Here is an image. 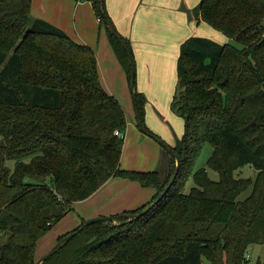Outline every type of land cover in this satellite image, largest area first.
<instances>
[{
    "label": "trees",
    "instance_id": "trees-1",
    "mask_svg": "<svg viewBox=\"0 0 264 264\" xmlns=\"http://www.w3.org/2000/svg\"><path fill=\"white\" fill-rule=\"evenodd\" d=\"M90 1L103 21L99 0ZM103 10L115 26L105 0ZM188 12L241 45L203 36L180 45L171 107L186 130L172 146L181 159L174 183L140 217L91 223L42 264H246L253 245L264 247V0H200ZM106 29L130 83L127 53ZM135 95L153 134L144 122L147 98L136 87ZM126 128L125 108L103 87L94 49L33 17L31 0H0V264H35L37 241L112 177L154 190L124 212L153 202L175 158L163 147L160 169L122 168L125 135L115 131ZM205 142L217 180L194 169ZM246 164L255 177L236 176ZM190 177L195 185L184 192ZM256 264H264V248Z\"/></svg>",
    "mask_w": 264,
    "mask_h": 264
},
{
    "label": "rangeland",
    "instance_id": "rangeland-1",
    "mask_svg": "<svg viewBox=\"0 0 264 264\" xmlns=\"http://www.w3.org/2000/svg\"><path fill=\"white\" fill-rule=\"evenodd\" d=\"M38 2V9L45 12L48 17L54 18L60 22L67 34L76 42H82L90 45L96 53L98 60V69L100 77L105 78L107 84V76L112 81V87L117 93V97L124 104L127 114V128L122 133L125 135L123 151L121 156V167L124 169L135 170H158L162 167L161 152L164 148L160 141L174 146L180 140L186 130L185 119L182 115L176 113L171 103L176 93L178 84L177 60L179 56L180 45L179 37H164L163 40L155 42L149 40L151 52L146 61L140 63L137 61L135 54L133 57L136 64V90L143 93L147 98L144 111V122L149 130L153 132H143L137 122L135 114L132 93L129 83L127 71L119 62L113 47L108 45L109 35L106 25L103 21L98 22L99 14L94 9V5L90 0H80L83 5L80 8L72 3L71 0H32ZM169 6L175 5L176 11L181 12L182 16L175 13L174 9H169L170 18L175 25L183 22L186 24L184 32L190 33V36L217 37L214 29L203 22L196 23L189 17V10L200 0H167ZM106 8L108 0H105ZM78 8V11H76ZM108 9V8H107ZM90 10H92L90 12ZM109 12V11H108ZM110 14V13H109ZM114 22V21H113ZM115 24V23H114ZM190 31V32H189ZM26 33V32H25ZM187 37V38H188ZM167 40V41H166ZM233 44L240 46L241 44L235 40H229ZM224 43V42H223ZM134 53V52H132ZM119 67L125 77V87L121 86L116 80L117 72L114 68ZM148 67V68H147ZM150 69L151 76L143 80V71ZM109 87V85H108ZM213 153V146L209 142H205L201 151L194 162V169L203 168L208 176L214 180L219 178L217 171L208 166V161ZM165 162V158H164ZM11 164V163H10ZM176 164V162H175ZM13 163L11 164V166ZM171 162L167 167L170 170ZM129 167V168H128ZM142 167V168H140ZM257 173L256 167L246 164L235 171L236 176L255 177ZM195 185L192 177L186 180L182 190L189 192L191 187ZM249 194V190L244 192L240 197L244 198ZM136 194L133 189L127 192V195L133 197ZM100 195L91 201H77L71 209L60 221L54 224L38 241L36 245V257L40 258L44 255L58 240L60 236L68 234L79 227V225L96 216H115L122 212L106 215L105 212L96 216H87L90 211L99 207ZM133 200V198H131ZM102 208V207H101ZM100 209V208H99ZM118 224L117 220L112 221ZM263 245L255 244L249 249L250 256L246 264H256L258 259L263 258ZM208 264L207 260H204Z\"/></svg>",
    "mask_w": 264,
    "mask_h": 264
},
{
    "label": "crops",
    "instance_id": "crops-1",
    "mask_svg": "<svg viewBox=\"0 0 264 264\" xmlns=\"http://www.w3.org/2000/svg\"><path fill=\"white\" fill-rule=\"evenodd\" d=\"M71 1L75 4V8L76 6L80 8L81 5H83L80 0ZM78 8L76 11H78ZM107 8V11H109L108 13H110L109 15L112 21H114L113 23H115L117 30L121 33V35L125 36L130 41L131 50L132 52H134L133 54H135L137 61H140V63L146 61L147 66L149 65V62L146 57L151 52V49L149 47L150 44L148 46L149 40L155 42L154 38H156V41L163 40L164 37L173 38L179 33V43H181L185 39H187L190 34L188 32H184V30H186V24L181 22L180 24L175 25L173 20L170 18L169 9H174L175 13H178L179 16H182V14L181 12L176 11L174 4H172V7H170L167 0H108ZM91 11L92 10H90V12ZM31 15L35 18L44 19L66 32V29L62 25H60L59 21H56L54 18L48 17L45 12L40 11L38 9V2L32 0ZM189 17L191 16L189 15ZM191 19L198 24L200 22H203H198L193 17H191ZM214 31L217 37H211L212 39L220 43L229 40V38L221 32L215 29ZM83 44H86V42ZM108 45L111 47V43L109 40ZM119 67L121 66H116V68H114L117 72L116 80L122 87H125V77ZM147 76H151L150 69H148V71H143V80L144 78L147 79ZM100 78L106 91L115 96L121 102V100L116 96L117 93L112 87V81L109 76H107V84L109 85V87L108 85H106L104 75ZM163 156L164 153L161 152L159 165H161ZM169 162V157L165 156L164 170H167V167H169ZM131 189H133L136 195L133 197L124 196L127 195V192H130ZM99 195V207L96 208V210L90 211L87 216L91 217L98 214L100 215L102 214V212H105L104 214L109 215L117 212H124L127 210L135 209L151 200L154 196V190L149 187H143L136 181H132L123 177H112L94 194L85 199V201H91V199H95ZM131 198H133V200Z\"/></svg>",
    "mask_w": 264,
    "mask_h": 264
},
{
    "label": "water",
    "instance_id": "water-1",
    "mask_svg": "<svg viewBox=\"0 0 264 264\" xmlns=\"http://www.w3.org/2000/svg\"><path fill=\"white\" fill-rule=\"evenodd\" d=\"M99 11L101 13V16L103 17V22L104 24L109 28L111 33L116 37V39L122 44L123 48L125 49L127 56L129 58L130 62V68H131V74H130V88H131V93H132V100H133V106L135 110V114L137 117V122L143 132H145V127L144 123L139 115L137 105H136V95H135V87H136V64H135V59L133 57L132 51L127 44L126 40L122 37L121 33L115 28V26L112 24L110 21L108 15L105 13L103 10V0H99V5H98ZM162 146L166 148L175 158L176 166H175V171L172 174L169 182L167 185L164 187L163 191L151 202L148 206L140 210L138 213H128V212H123L120 214L121 217L127 218V219H132V218H137L143 215L145 212H147L154 204H156L158 201H160L164 195L169 191L171 188L172 184L174 183L180 167H181V159L179 155L174 151L173 147L163 141H160ZM118 218L117 215L115 216H96V217H91L87 219L82 226L79 227L78 230L72 231L68 234H65L62 236L60 239L57 240V242L40 258L36 260L35 264H42L44 261H46L48 258H50L54 253H56L60 247H62L65 243H67L75 234L78 233V231L82 230L84 227L90 225L91 223L94 222H99V221H116Z\"/></svg>",
    "mask_w": 264,
    "mask_h": 264
},
{
    "label": "built area",
    "instance_id": "built-area-1",
    "mask_svg": "<svg viewBox=\"0 0 264 264\" xmlns=\"http://www.w3.org/2000/svg\"><path fill=\"white\" fill-rule=\"evenodd\" d=\"M101 21H102L101 17H98V22H101ZM115 134L120 136V135H122V132L120 130H116ZM249 256H250V253L247 252L246 255H245V259L248 260Z\"/></svg>",
    "mask_w": 264,
    "mask_h": 264
}]
</instances>
